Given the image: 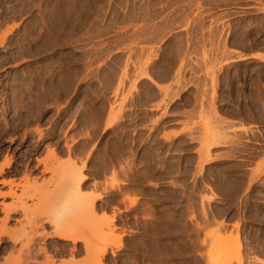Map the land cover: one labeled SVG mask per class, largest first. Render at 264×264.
Returning <instances> with one entry per match:
<instances>
[{
	"label": "rangeland",
	"instance_id": "374dc122",
	"mask_svg": "<svg viewBox=\"0 0 264 264\" xmlns=\"http://www.w3.org/2000/svg\"><path fill=\"white\" fill-rule=\"evenodd\" d=\"M255 49L264 0H0V230L20 239L13 257L30 241L72 258L45 238L67 201L63 227H102L106 264L264 261V137L245 147L249 129L229 116H264V63L244 59ZM236 150L255 157L261 202L228 211ZM81 174L82 202L101 196L94 214L75 199Z\"/></svg>",
	"mask_w": 264,
	"mask_h": 264
},
{
	"label": "bare ground",
	"instance_id": "6f19581e",
	"mask_svg": "<svg viewBox=\"0 0 264 264\" xmlns=\"http://www.w3.org/2000/svg\"><path fill=\"white\" fill-rule=\"evenodd\" d=\"M243 45V44H242ZM233 49V48H232ZM225 52V51H224ZM243 59V56H239ZM71 81V80H70ZM15 86V85H14ZM214 106V105H213ZM215 108V107H214ZM213 111V110H212ZM214 114V113H213ZM215 116V115H214ZM218 116V113L217 115ZM215 116V117H216ZM259 116V115H258ZM261 116V115H260ZM263 118V117H262ZM216 119V118H215ZM221 119V116L220 118ZM222 120V119H221ZM227 120V119H226ZM224 122V121H222ZM231 125V124H230ZM223 126V125H222ZM228 126V125H227ZM221 127V126H220ZM221 130V129H220ZM221 132V131H220ZM219 134V133H218ZM241 135V134H240ZM239 136V135H238ZM216 137V136H215ZM210 148V146H209ZM235 148V147H234ZM209 151V149H208ZM72 164V163H71ZM80 179L77 181L78 182V186L76 185V195H75V199L77 200V204L78 203H81L79 206H82L84 209L88 210V211H91L93 214L96 212V208H95V201L97 199H100L101 196H94L93 197V200L91 201H83L82 202V185L83 183L86 181V176H82V174L80 175ZM67 178V177H66ZM73 179V178H71ZM10 184L12 185L13 183L10 182ZM82 186V187H81ZM69 187V186H68ZM217 187V186H216ZM213 190V189H212ZM233 192V191H232ZM65 193V192H64ZM61 195L63 193H60ZM230 194V193H229ZM9 195H13V193H10ZM60 196V195H59ZM64 196V195H62ZM67 196V195H66ZM71 196V195H70ZM68 197V196H67ZM59 198V197H58ZM73 199V198H72ZM205 199V198H204ZM208 200V199H207ZM69 201V200H68ZM75 201V200H74ZM209 201V200H208ZM76 203V202H75ZM62 204V205H60ZM58 205V204H57ZM69 205H71V201H69ZM74 205V204H73ZM13 206H11L12 208ZM59 207V208H58ZM58 207L56 209H58L57 211H55L56 215L54 214L55 217H52L54 218V226H55V229H54V232L53 233H47L45 236V238H48V239H52V238H56L60 241H67L69 243H72V244H68V247L66 250L69 252V254L71 255V259L67 260V261H62L60 264H78L75 260V256L76 255H79L83 250H81V248H79V243H83V249L84 251L89 254L90 256L88 257V259L86 261L83 260V262L81 263H84V264H106V254H107V249L105 247L103 248H100L99 246H94L96 245L95 244V241L99 240V238L103 241L105 239H102L100 237V232L102 230V227H97L95 228L94 230V233H93V237H88V236H84V234H82V231L81 229H78L76 227L74 228H68V229H65V227H63V216L66 218V213H64V210L66 207H68V202L67 201H64L63 203H59ZM72 207V206H71ZM7 208V207H6ZM7 210H9L7 208ZM13 211V212H12ZM10 209L9 213H7V219L10 217V214L11 213H15V209L12 210ZM21 211V210H20ZM248 211V210H247ZM23 212H24V209H23ZM52 218V219H53ZM51 220V219H50ZM65 220V219H64ZM114 220V219H113ZM66 222V220H65ZM114 222V221H113ZM223 222V221H221ZM52 223V221H51ZM67 223V222H66ZM64 228V229H63ZM93 229V228H91ZM16 231V230H15ZM25 232V231H24ZM17 234V233H16ZM23 234V233H21ZM32 234V233H31ZM0 235H2L3 237L6 236L9 240L7 241H4L0 238V264H38L39 261H38V257L44 255L45 257V261L43 262V264H57L56 263V259H54L52 256L49 255V251L47 248L49 247H43V248H40L38 249V247L35 248L33 242H30L28 241L27 244L23 245L20 247V255L18 256H15L13 257V254L18 248H19V244L20 243V239L19 237L15 236V233L12 234L10 233L6 228H2L0 230ZM26 235V234H25ZM42 235V234H41ZM40 235V236H41ZM24 236V235H23ZM116 237V236H115ZM119 237V236H117ZM6 238V239H7ZM44 238V237H43ZM231 238V236H230ZM121 239V238H120ZM32 241V240H31ZM34 241V240H33ZM100 242V240H99ZM121 242V241H120ZM97 243V242H96ZM115 243V242H114ZM117 243L118 240H117ZM59 244V243H58ZM64 244V243H63ZM62 244V246H63ZM66 244V245H67ZM37 245V243L35 244ZM70 245H72V247H70ZM50 246V245H49ZM56 246V245H55ZM54 246V247H55ZM62 246H60L59 248L56 247V249H60L61 251L65 248H63ZM235 246L240 249L241 247V244L239 241H237L235 243ZM18 247V248H17ZM54 247H51V248H54ZM102 247V246H101ZM55 249V250H56ZM64 251V250H63ZM60 252V251H59ZM11 254L10 256H7V257H3L2 254ZM62 253V252H61ZM42 254V255H41ZM261 260V259H260ZM264 260V259H263ZM255 262V261H254ZM257 262V261H256ZM258 262L260 264H264V261H259L258 259ZM257 262V264H258ZM40 264V263H39ZM251 264V263H250ZM254 264V263H253ZM256 264V263H255Z\"/></svg>",
	"mask_w": 264,
	"mask_h": 264
},
{
	"label": "crops",
	"instance_id": "0c3cea01",
	"mask_svg": "<svg viewBox=\"0 0 264 264\" xmlns=\"http://www.w3.org/2000/svg\"><path fill=\"white\" fill-rule=\"evenodd\" d=\"M238 52V51H237ZM246 56V57H245ZM244 56V59L246 58L247 63H264V49H255L252 51H249ZM230 120L232 121V124L236 128H242L245 127L248 130V133H239L241 134L242 139L245 141V147L250 146V144H253L256 140L259 139L261 136L264 137V116H258V115H243V114H237V113H230ZM263 117V118H262ZM253 126H257V129H254ZM238 150V149H237ZM235 151L236 157H231L229 159L230 162H224L223 164L229 165V167H226L229 171L230 176V185L235 187V194L233 196L227 195L224 192L220 193V196L223 198H229L227 202V209L228 211H232L238 204L239 200H241L242 197H244V203L246 207H252V209L255 206H259L261 200L255 199L259 194H257V189L252 188L249 189V181H250V165L254 166L257 162H255V157H251L246 155L245 157L238 156L239 151ZM257 161V160H256ZM254 217V216H253ZM231 220H234V216H230ZM255 222V220H251ZM255 228V226H253ZM264 259V258H263Z\"/></svg>",
	"mask_w": 264,
	"mask_h": 264
}]
</instances>
